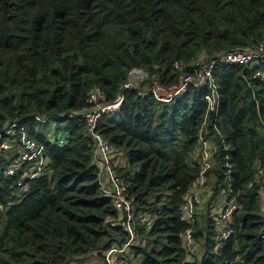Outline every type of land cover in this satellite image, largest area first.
Segmentation results:
<instances>
[{
	"label": "trees",
	"instance_id": "16d2710c",
	"mask_svg": "<svg viewBox=\"0 0 264 264\" xmlns=\"http://www.w3.org/2000/svg\"><path fill=\"white\" fill-rule=\"evenodd\" d=\"M263 40L264 0H0V133L17 123L13 135H0V264H70L127 238L110 221L118 215L99 188L93 141L76 116L91 91L114 101L132 69L168 86L202 54L209 60ZM256 71L264 75V61L217 62L213 89L189 85L169 102L125 89L119 109L102 114L96 129L125 159L115 169L135 206L137 264H264L255 176L264 165V76ZM204 119L213 140L210 199L227 192L240 207L233 233L220 240L210 212L216 200L207 203L204 225L193 227L202 255L188 261L179 208L199 175ZM51 120L65 123L59 141L44 132ZM21 128L43 147V172L32 179L34 161L13 177L3 173L20 156Z\"/></svg>",
	"mask_w": 264,
	"mask_h": 264
},
{
	"label": "built area",
	"instance_id": "2783aa9c",
	"mask_svg": "<svg viewBox=\"0 0 264 264\" xmlns=\"http://www.w3.org/2000/svg\"><path fill=\"white\" fill-rule=\"evenodd\" d=\"M263 61L264 40L253 47L249 46L216 54L214 58H210L209 60L205 55H201L200 58L194 62L192 71L189 72L184 71V66L182 64L175 63L174 69L184 72L179 74L175 83L168 86L162 85L156 79L148 82L149 77L145 71L132 69L128 74L127 81L121 85L120 90L135 89L139 94L151 93L156 99L169 102L175 96L183 92L189 85L196 87L209 85L213 89L212 69L217 62L241 63L246 67H251ZM259 75L264 76L261 71H256L252 74L253 77ZM140 81V84L136 83ZM122 98L123 96L118 94L114 101L106 102L102 94L93 90L88 97L90 106L76 113L78 114L76 116H81L85 120L86 133L93 141L92 159L97 166V183L99 188L102 194L110 199L118 215L117 218L110 221L112 224L121 227L127 233V238L120 244H112L109 247L93 251L87 255L88 257L95 253L99 254L101 260L97 264H128L126 256L129 251H131V247L138 237V222L135 217L136 211L133 198L127 195V187L115 169L117 166L115 161L119 154L112 147L109 140L96 129L102 114H109L118 110ZM205 99L207 100L208 111L213 110L216 104L214 90H212V93L206 95ZM69 116L73 117L75 114L69 113ZM37 119L40 120L41 117H37ZM204 124L205 119L202 122V128L198 135V145L195 150V154L200 162L199 175L188 191L183 195L179 208L181 219L188 224V227L182 233V245L188 261H192L195 254L198 255L202 252V247L194 239L193 227L198 214L203 208L204 201L206 198H209L212 193L211 188H206V173L213 165V160L211 158L212 143L210 139L204 135ZM16 126L17 123H13L2 131L0 135H13ZM18 133H20V156L18 159H15L12 165L7 166L3 170V173L8 177H13L21 171L24 164L34 161L35 163L30 167L31 172L28 171L26 174V177L32 179L43 172V147L28 138L23 128L19 129ZM255 176L258 181L262 182L261 205L263 206L262 209L264 212V165L258 164L256 166ZM22 183L21 181L18 182V184ZM27 188V185H23L24 190ZM221 199L222 204L219 210L211 212V216L215 221L219 239L225 240L233 233V213L240 205L228 201L227 195H224ZM139 219L141 223L149 224L152 217L149 214H140ZM70 264H86L85 258L76 259Z\"/></svg>",
	"mask_w": 264,
	"mask_h": 264
},
{
	"label": "rangeland",
	"instance_id": "374dc122",
	"mask_svg": "<svg viewBox=\"0 0 264 264\" xmlns=\"http://www.w3.org/2000/svg\"><path fill=\"white\" fill-rule=\"evenodd\" d=\"M203 55V54H202ZM143 81V80H142ZM136 83H138V84H140L141 83V81L140 82H136ZM65 126V123L64 122H56V121H54V120H51V121H49V123L47 124V126L45 127V129H44V132H45V134L49 137V139L51 140V141H54L56 138L58 139V141L59 140H61L62 139V137H63V132H62V129H63V127ZM56 129H58V131L57 132H55V130ZM208 131V130H207ZM209 139H210V141H211V143L213 142V140H212V138L211 137H209ZM122 162H123V165L125 164V159H124V157H122ZM13 164V162L12 163H10L8 166H10V165H12ZM120 165H122V164H120ZM215 181V178H214V176L212 175V174H210L209 175V177L207 176L206 177V188H210V186H209V184H211L212 185V183ZM224 195H227V192H224V194L222 195V197L224 196ZM222 197H220V198H216L215 200H216V202H215V200H212V199H210V197L209 198H206V200L204 201V204H203V208H202V210H201V212L198 214V216H197V218H196V221L198 222V225L201 227L202 225H204V221H205V216H206V214H207V203L208 202H215V204L212 206V208H211V211L210 212H215V211H217V210H219V207H220V205L222 204ZM237 205H239V204H237ZM263 207V206H262ZM210 208V207H209ZM212 217V216H211ZM201 255H202V252L200 253V254H195L194 255V257L193 258H196V260H199L200 259V257H201ZM90 256H94V257H96L97 258V260H101V256L99 255V254H97V253H95V254H93V255H90ZM90 256H88V257H90ZM87 257V258H88ZM86 259V258H85ZM194 260V259H193ZM126 261H127V263H129V264H137L139 261H140V256H134V251H129V253L127 254V256H126Z\"/></svg>",
	"mask_w": 264,
	"mask_h": 264
},
{
	"label": "crops",
	"instance_id": "0c3cea01",
	"mask_svg": "<svg viewBox=\"0 0 264 264\" xmlns=\"http://www.w3.org/2000/svg\"><path fill=\"white\" fill-rule=\"evenodd\" d=\"M115 163H116V165L123 164V162H122V155H119L116 158ZM98 262H99V260H97V258L94 257V256H90V257H88V258L85 259V263L86 264H97Z\"/></svg>",
	"mask_w": 264,
	"mask_h": 264
},
{
	"label": "water",
	"instance_id": "95a60500",
	"mask_svg": "<svg viewBox=\"0 0 264 264\" xmlns=\"http://www.w3.org/2000/svg\"><path fill=\"white\" fill-rule=\"evenodd\" d=\"M122 92H123L122 90L119 91V95H120V96H122Z\"/></svg>",
	"mask_w": 264,
	"mask_h": 264
}]
</instances>
